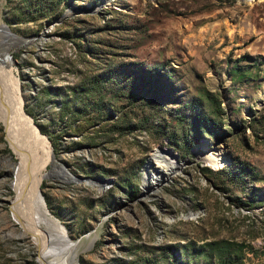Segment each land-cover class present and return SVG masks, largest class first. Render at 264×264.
<instances>
[{
	"label": "rangeland",
	"instance_id": "1",
	"mask_svg": "<svg viewBox=\"0 0 264 264\" xmlns=\"http://www.w3.org/2000/svg\"><path fill=\"white\" fill-rule=\"evenodd\" d=\"M0 45L50 152L92 179L40 184L72 239L96 232L79 264H264V0H0ZM157 152L184 164L135 200ZM6 155L0 119V264H48Z\"/></svg>",
	"mask_w": 264,
	"mask_h": 264
},
{
	"label": "bare ground",
	"instance_id": "2",
	"mask_svg": "<svg viewBox=\"0 0 264 264\" xmlns=\"http://www.w3.org/2000/svg\"><path fill=\"white\" fill-rule=\"evenodd\" d=\"M4 62V56L0 53V119L5 126L6 139L17 157L14 160L11 155L5 156L15 176L11 182L12 189L16 192L11 201L13 218L23 226L24 233L31 234L48 264H57L53 256L58 251L66 252L61 264H78L79 253L91 248L96 232L80 239H72L67 228L47 213L40 184L46 177L47 158L50 157L53 164L55 160L48 141L24 109L25 96L21 92L20 83L10 80V72L5 69ZM259 98L264 101L263 92L259 94ZM222 154L223 152L213 151L202 154L201 159L215 164L223 161ZM151 159L149 171L153 180L158 182L179 172L184 164L175 155L160 152L155 153ZM53 167L59 169L57 164Z\"/></svg>",
	"mask_w": 264,
	"mask_h": 264
},
{
	"label": "water",
	"instance_id": "3",
	"mask_svg": "<svg viewBox=\"0 0 264 264\" xmlns=\"http://www.w3.org/2000/svg\"><path fill=\"white\" fill-rule=\"evenodd\" d=\"M66 16V15H65ZM64 17V15L62 16V18ZM61 19V18H60ZM3 31L5 30V34L8 36V37H15L16 39H19V37L16 35V34H14L10 29H9V27L6 25V24H3ZM12 59V58H11ZM25 100H26V97H25ZM25 103V102H24ZM40 130V129H39ZM156 149H154L153 151H155ZM53 158H54V160H55V163L54 164H57L58 165V167H59V169H60V171L59 172H54V173H52V170H53V166H54V164L52 165V168L50 169V171L49 172H47L46 173V177H55V174H57V176L59 177V178H63L65 181H73V182H77L78 180H81V179H88V182L89 183H91V178H84V177H82V176H77V175H75V174H73L72 172H70L69 170H68V168L66 167V165L65 164H60L59 163V161H57V160H59V158H57L56 157V155H55V153H54V151H53ZM152 163V159H151V156L148 158V160H147V163L143 166V175H142V181H143V183H142V185H141V192L138 194V196L135 198V200H138L139 198H140V196H142V195H145V194H147V193H149V191L150 190H153V189H155L161 182H158L157 180H153V181H151V178H152V174L150 173V171H149V168H148V166H149V164H151ZM150 175H151V177H150ZM45 177V178H46ZM99 180L101 181V182H105L106 180L107 181H109L110 182V185H111V183L113 182V179L112 178H110V179H106V178H102V177H99ZM147 180V181H146ZM164 181V180H163ZM162 181V182H163ZM150 182H152V184L150 183ZM104 187V186H103ZM41 194H42V191H41ZM42 196H43V201H44V204H45V207H46V209H47V213L49 214V215H51L50 214V211H49V209H48V206H47V202H46V199H45V197H44V195L42 194ZM193 214V213H192ZM192 214L190 215V216H186V217H191L192 216ZM197 214L196 213H194V215L192 216V217H194V216H196ZM52 217H54L53 215H51ZM182 216V215H181ZM55 218V220L57 221V223H59V224H62V222L58 219V218H56V217H54ZM65 228H66V226L64 225V224H62ZM67 230V229H66ZM78 264H79V262H78Z\"/></svg>",
	"mask_w": 264,
	"mask_h": 264
},
{
	"label": "trees",
	"instance_id": "4",
	"mask_svg": "<svg viewBox=\"0 0 264 264\" xmlns=\"http://www.w3.org/2000/svg\"><path fill=\"white\" fill-rule=\"evenodd\" d=\"M99 107L103 109L102 104H101ZM103 114L106 115L105 111H103ZM217 131L221 132V131H223V130H222V128L220 127V128H217ZM53 144H54V143H53ZM240 176H241V175H237V176H235V179H238ZM215 244H217V242H214V243L211 242V245H215ZM169 248H171V246H169ZM176 257H177V254H175V253H172L171 255L169 254V255H167L166 257L164 256V258L166 259L167 262H172L171 258H176Z\"/></svg>",
	"mask_w": 264,
	"mask_h": 264
}]
</instances>
